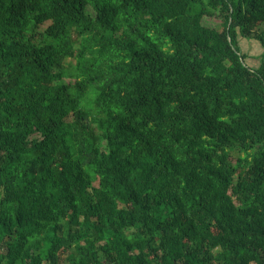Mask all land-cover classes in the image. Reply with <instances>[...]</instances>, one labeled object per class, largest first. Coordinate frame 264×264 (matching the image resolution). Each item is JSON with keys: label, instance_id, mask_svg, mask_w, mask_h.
Wrapping results in <instances>:
<instances>
[{"label": "trees", "instance_id": "obj_1", "mask_svg": "<svg viewBox=\"0 0 264 264\" xmlns=\"http://www.w3.org/2000/svg\"><path fill=\"white\" fill-rule=\"evenodd\" d=\"M261 25L264 0H0V264H264Z\"/></svg>", "mask_w": 264, "mask_h": 264}, {"label": "rangeland", "instance_id": "obj_2", "mask_svg": "<svg viewBox=\"0 0 264 264\" xmlns=\"http://www.w3.org/2000/svg\"><path fill=\"white\" fill-rule=\"evenodd\" d=\"M209 24L211 23H215V21L212 22H207ZM264 30V25H261L259 28H257V32H261ZM239 45L241 47L242 52L246 55V56H250L251 60H248L247 63L251 64V66H258V57L260 56L261 53V47L260 45L253 39H243L239 42ZM254 67V68H255Z\"/></svg>", "mask_w": 264, "mask_h": 264}]
</instances>
